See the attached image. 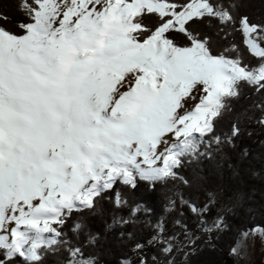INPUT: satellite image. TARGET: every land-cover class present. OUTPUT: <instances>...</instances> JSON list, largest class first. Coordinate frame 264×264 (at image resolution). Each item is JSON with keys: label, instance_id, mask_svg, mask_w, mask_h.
Here are the masks:
<instances>
[{"label": "snow or ice", "instance_id": "snow-or-ice-1", "mask_svg": "<svg viewBox=\"0 0 264 264\" xmlns=\"http://www.w3.org/2000/svg\"><path fill=\"white\" fill-rule=\"evenodd\" d=\"M242 139L264 147V0H0V264H254Z\"/></svg>", "mask_w": 264, "mask_h": 264}, {"label": "trees", "instance_id": "trees-1", "mask_svg": "<svg viewBox=\"0 0 264 264\" xmlns=\"http://www.w3.org/2000/svg\"><path fill=\"white\" fill-rule=\"evenodd\" d=\"M248 149V156L241 164L242 175L246 183V190H255L257 198L264 196V147L259 146L256 143L251 142L247 139L240 141V148ZM240 149L238 148L237 151ZM236 162L235 156H233V163ZM196 166V162L193 163L192 167ZM203 167L207 170L210 166V162L203 161ZM255 172L258 175L253 177L252 173ZM136 200L143 206L144 209L149 210L150 215L145 216L143 211L137 213V218L141 220L149 219L153 223L157 221L163 211V203L160 193L156 189L150 190L144 181H140L137 189L135 190ZM108 223L111 220L106 218ZM105 226V221L100 219H94L92 227L102 232ZM220 258L216 254H207L193 261V264H209L210 261L219 264ZM264 261V256L261 257L256 264H261Z\"/></svg>", "mask_w": 264, "mask_h": 264}, {"label": "rangeland", "instance_id": "rangeland-1", "mask_svg": "<svg viewBox=\"0 0 264 264\" xmlns=\"http://www.w3.org/2000/svg\"><path fill=\"white\" fill-rule=\"evenodd\" d=\"M264 256V251H262L259 246H257L256 250H255V253L252 257V260L254 262V264L257 263V261Z\"/></svg>", "mask_w": 264, "mask_h": 264}]
</instances>
